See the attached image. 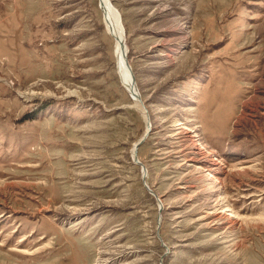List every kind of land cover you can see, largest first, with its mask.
<instances>
[{
  "label": "rangeland",
  "instance_id": "1",
  "mask_svg": "<svg viewBox=\"0 0 264 264\" xmlns=\"http://www.w3.org/2000/svg\"><path fill=\"white\" fill-rule=\"evenodd\" d=\"M110 1L162 208L100 0H0V264H264V0Z\"/></svg>",
  "mask_w": 264,
  "mask_h": 264
},
{
  "label": "bare ground",
  "instance_id": "2",
  "mask_svg": "<svg viewBox=\"0 0 264 264\" xmlns=\"http://www.w3.org/2000/svg\"><path fill=\"white\" fill-rule=\"evenodd\" d=\"M100 4L102 5L103 10H104L105 18H104V16H103V18L105 20V23H106L105 25L107 26V30L109 31V33H111L115 37V41H116V43H115L116 65L118 68V72L120 74L119 77H121L122 82L124 83V85H126L125 89L129 90V86L131 88H133V87L131 86V77L129 76L130 73L128 72V70L126 69V66L124 64V54H123L124 52L122 50V40H121V34H122L123 30L121 29L120 24L118 22V20L120 19V15L117 12L116 8L113 7L110 0H100ZM70 92H72V91H69V93ZM41 95L42 96L46 95V93H40V92H36L33 90H29V92L24 94L25 97H29V98L35 97V96H41ZM133 96H135L134 90H133ZM134 99L137 103L136 98H134Z\"/></svg>",
  "mask_w": 264,
  "mask_h": 264
},
{
  "label": "water",
  "instance_id": "3",
  "mask_svg": "<svg viewBox=\"0 0 264 264\" xmlns=\"http://www.w3.org/2000/svg\"><path fill=\"white\" fill-rule=\"evenodd\" d=\"M119 24H120V27L122 28V25H121V21L120 19L118 20ZM121 40H122V50H123V54H124V64L126 66V69L128 70V72L130 73V77H131V86L133 87L132 89L134 90L135 92V96H133V98H136L138 104L140 105V108L143 110L145 116H146V123H147V130L146 132L140 137V139H138L135 144H134V147H133V151L131 152V157H132V160L138 164H140L141 166V169H142V180H143V184L144 186L147 188V190L156 197L157 201H158V207H159V210L162 208V204L160 203V198L157 196V194L154 192V190L147 184L146 180H145V174H146V168L144 166V164L137 158V151H138V146L139 144L145 140L146 136L149 134V131L151 130V125H150V117H149V113H148V109L143 101V99L141 98V95H140V92L138 91V88L136 86V83H135V76H134V73H133V70H132V66L130 65L129 63V60H128V57H127V52H128V48L126 46V42H125V39H124V31L122 32L121 34ZM141 110V111H142ZM159 224H160V213H159V216H158V225L157 227H159ZM158 230V229H157ZM157 236L158 238L160 239L161 241V244L164 246L165 248V252L161 255V259L162 257L168 252V246L166 245V243L163 242L161 236L159 235L158 231H157Z\"/></svg>",
  "mask_w": 264,
  "mask_h": 264
}]
</instances>
